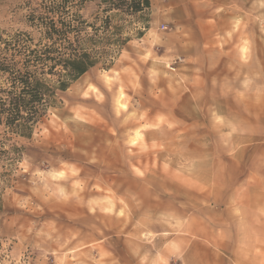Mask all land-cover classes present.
<instances>
[{
    "label": "clouds",
    "instance_id": "obj_1",
    "mask_svg": "<svg viewBox=\"0 0 264 264\" xmlns=\"http://www.w3.org/2000/svg\"><path fill=\"white\" fill-rule=\"evenodd\" d=\"M0 264H264V0H0Z\"/></svg>",
    "mask_w": 264,
    "mask_h": 264
}]
</instances>
